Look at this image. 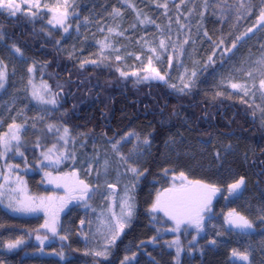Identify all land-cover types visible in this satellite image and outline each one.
Wrapping results in <instances>:
<instances>
[{"label":"rangeland","instance_id":"1","mask_svg":"<svg viewBox=\"0 0 264 264\" xmlns=\"http://www.w3.org/2000/svg\"><path fill=\"white\" fill-rule=\"evenodd\" d=\"M155 1L165 3L167 0ZM38 2L40 6L33 7L36 0H13L14 6H20L16 14L35 20L45 12L46 25L62 31V34L67 33L72 0ZM53 8H58V11H51ZM0 12L10 13L5 9H0ZM261 13H255L254 24L242 32L240 40L255 30L258 36L264 33V28H259L264 27ZM61 14H65L63 23H57ZM188 16L185 10L172 14L171 28H165L153 40L141 38L135 43L125 41L116 44L117 48L112 47L115 51L123 49L126 72L140 82L166 81L175 92L193 86L201 67L192 52L184 49L190 39L185 28ZM74 26L77 38L81 43L84 41L86 46L75 49L62 45L60 51L77 58L80 63L96 58L100 49L87 46L95 41V31L90 22L81 18L75 21ZM261 60V57L254 58L256 65ZM152 68L164 76V80L154 78ZM0 72L4 74L0 80V84H3L0 88V223L14 220L49 235L34 236L27 253L33 257H28L23 264H39L38 257L60 262L68 260L59 241L51 239L54 236L83 254L91 253L97 258L108 259L112 244L121 237L135 215L136 185L151 149L147 131L130 129L114 140L102 137L86 139L81 130H71L48 119L57 107L54 94L38 78L36 66L21 52L6 49L0 44ZM260 87L261 84L257 92L250 94V99L255 103L256 98L261 100L257 106V120L264 128V88ZM13 136L18 139H13ZM236 143L215 138L209 144H202L187 135H173L165 141L158 165L164 173H184L189 182L200 181L218 188L222 180L223 190L211 195L208 205L211 209L206 208L199 213V217L201 214L203 218L199 223L202 222L201 228L206 237L203 243L211 242L212 245L227 248L228 243L234 240L236 244L245 245V251L239 246L234 250L246 254L248 260H243L239 255L232 256L233 264H252L249 257L255 251L251 244L264 240V215L257 208L259 196L249 176L245 190L236 191L241 193L239 198L228 199L229 185L236 182L240 170H246L244 157L247 154L240 153L241 148ZM133 168L136 172L131 171ZM204 173L211 175V179L207 175V182L197 179ZM77 180L87 185L85 201ZM192 186L199 188L194 183ZM110 187L116 188V191ZM153 191L155 203L160 194L156 189ZM237 193H231L230 197ZM165 195L161 197L162 200ZM200 195L206 197L209 193L201 191ZM129 211L131 216L128 215ZM152 211L150 209V214ZM233 211L241 213L253 227L242 230L228 224L227 218ZM158 212L157 209L152 215L153 223H157L155 241L144 242L149 247L141 242H127L122 247L118 264H144L149 260L162 264L159 259L169 260V264H179L183 254L191 257L200 251L197 238L202 232L193 230V227L197 228L193 220L196 215L191 217L193 225L189 223L187 226L185 219L177 227L175 221ZM170 221L173 224H169ZM46 222L49 227L45 226ZM53 224L55 233L50 230ZM229 227L235 231L229 230ZM240 232L255 234L239 236ZM17 240L22 242L10 248L9 245ZM25 240L26 236L19 233L0 237V264H14L7 259V254L22 247ZM137 247L140 249L137 250ZM149 248L151 251L148 253Z\"/></svg>","mask_w":264,"mask_h":264},{"label":"trees","instance_id":"2","mask_svg":"<svg viewBox=\"0 0 264 264\" xmlns=\"http://www.w3.org/2000/svg\"><path fill=\"white\" fill-rule=\"evenodd\" d=\"M179 10L189 14L185 28L190 39L184 49L192 52L201 67L195 84L175 92L166 81H137L125 70L123 49L115 51L112 47L141 38L153 40L165 28H171V15ZM257 11L264 12V0H72L70 28L65 34L46 25L45 12L35 20L0 12V44L9 50L20 49L54 94L57 107L48 119L71 130H81L89 140H114L130 129L146 130L151 146L146 168L136 185L135 215L112 244L110 257L104 260L91 253L83 254L64 240L50 236L59 241L68 260L38 257L39 264H118L127 242L145 246L146 241L154 242L157 225L153 223V211L150 214L153 190L157 185L160 191L171 185V174L164 173L158 163L165 141L173 135H187L202 144L215 138L237 141L240 153L247 154L246 170H240L237 177H243L245 183L248 176L252 183L256 180L257 208L264 215V128L257 120L261 100L256 98L255 103L250 99L264 80V33L258 36L255 30L239 39L254 24ZM81 18H86L95 31L94 43L87 46L100 49L96 58L82 63L60 51L62 45L75 49L86 46L77 38L74 26ZM256 57L262 58L257 65ZM233 84L241 87L233 88ZM207 175L197 179L207 182ZM221 181L218 187L224 188ZM199 225L201 228L202 222ZM193 230L198 232L197 228ZM9 233L26 236L22 247L7 254L14 264L33 257L27 253L34 236H49L18 221L0 223V237ZM233 241L228 243L230 250L215 244L200 248L191 257L183 254L179 264H233V250L237 246L242 251L246 249ZM251 245L255 251L250 256L251 263L264 264V240ZM159 261L169 264L166 259Z\"/></svg>","mask_w":264,"mask_h":264},{"label":"snow or ice","instance_id":"3","mask_svg":"<svg viewBox=\"0 0 264 264\" xmlns=\"http://www.w3.org/2000/svg\"><path fill=\"white\" fill-rule=\"evenodd\" d=\"M27 2V0H26ZM33 7H39V2L36 0V3L32 5ZM164 7H167V5H163ZM46 7V5H45ZM0 9H5L10 12L11 15H15L16 12L20 11V6L13 4V0H0ZM53 12H57L58 8L51 9ZM65 14H61V17L57 19V23H63V16ZM261 20H264V12L261 13L260 16ZM51 23V21H49ZM67 31V29H65ZM161 46H163V41L161 42ZM17 52L20 51V49H16ZM119 59V57H117ZM31 71V69H29ZM151 71L155 73L154 78H159L160 80H164V76L160 75L159 72L156 71L155 68H152ZM124 75V73H122ZM4 78V74L0 72V80ZM148 77H145L147 79ZM261 87L264 88V80H261ZM3 87V84H0V88ZM185 87H188V85H185ZM233 88L241 87L240 85L233 84ZM182 91V89H181ZM35 95V93H34ZM65 132H67V129H65ZM13 139H18V137L13 136ZM147 142V141H145ZM131 171L136 172V169L133 168ZM180 178H182V182L179 186L174 185L172 188L165 190V197L162 200L161 196H157L156 202L153 204L152 209L153 211L157 209H161L165 211V214L168 215L171 219H173L177 227L181 223L184 222L185 218H188L191 221V213L195 211L197 219L195 220L197 227H199V213L203 211L211 202V195H214L219 189H217L214 185H207L202 184L200 181L195 182H188V185H185L183 183L184 179V173H180ZM83 184V182H80ZM193 183L195 185H198L199 188L193 187ZM244 184V178L241 177L238 181H236L233 184L229 185L230 192L234 193L238 191L241 186ZM85 192L87 191V185H84ZM201 191H207L209 193L208 196L204 197L200 195ZM129 216L132 215L131 211L128 213ZM83 223V222H82ZM227 223L245 230L250 229L253 227L252 223L243 215H240L239 213H229V217L227 218ZM46 227H49V225L45 224ZM50 230L55 233L56 229L54 224L50 227ZM39 239V237H38ZM22 241L17 240L15 244H10L9 247H15L16 245L20 244ZM97 255H102L103 253H96ZM233 256H241L243 260H248V256L246 254L237 253L236 250H233Z\"/></svg>","mask_w":264,"mask_h":264},{"label":"flooded vegetation","instance_id":"4","mask_svg":"<svg viewBox=\"0 0 264 264\" xmlns=\"http://www.w3.org/2000/svg\"><path fill=\"white\" fill-rule=\"evenodd\" d=\"M255 143H257L256 141H255ZM257 148H258V146H256L254 149V151L256 152V150H257ZM145 168H146V163H144V166H143V169H142V172L145 170ZM240 178H238L237 177V179H236V181H238ZM171 185H170V187L169 188H172L174 185H176V186H179L180 184H181V182H182V178H180V174H171ZM188 180L187 179H185V177H184V179H183V183L185 184V185H188ZM245 182V181H244ZM77 185L80 187V190H81V192L82 193H84L83 194V198H84V200L83 201H85V199L87 198V191L85 192L83 189H84V185L83 184H81L80 183V181L78 180V182H77ZM253 187L258 191V189H259V187H258V185H257V182H256V180H254L253 181ZM169 188H167V189H169ZM245 188H246V183H244L242 186H241V189L242 190H245ZM156 191H157V193L158 194H160V196L162 197L164 194H166L165 193V190H163V191H160V186H156ZM217 189H219L220 191L223 189L222 187H218ZM204 194V193H203ZM202 194V195H203ZM241 195V193H237L234 197H229V194H228V198L229 199H234V198H239V196ZM207 208L210 210L211 209V207L210 206H207ZM206 209V208H205ZM204 209V210H205ZM159 210V212H158V214L159 213H162V214H164V216L166 217V218H168L169 220H173V219H171L168 215H166L165 214V211H163V210H161V209H158ZM1 211V210H0ZM233 213H237V212H235V211H233ZM152 215H153V213H152ZM195 215H196V213H195V211H193L192 213H191V217L192 216H194L195 217ZM241 215V214H240ZM160 216V215H159ZM200 218L201 219H203L202 218V215L200 214V217H199V220H200ZM186 219V224L187 225H189V223L190 224H192L193 225V223H194V221L196 220V217L192 220V221H190L188 218H185ZM174 221V220H173ZM169 224H173V222L172 221H170L169 222ZM197 230H198V233H199V230L200 231H202V229L201 228H199V227H197ZM229 230H233V231H235L234 229H232V228H230L229 227ZM255 233H250V232H248V233H242L241 235H243V236H251V235H254ZM204 239H206V237H205V234L204 233H202L198 238H197V243H198V246H199V248H201V250L204 248V247H206V246H212V244H211V242H209L208 244H204L203 242H204Z\"/></svg>","mask_w":264,"mask_h":264},{"label":"water","instance_id":"5","mask_svg":"<svg viewBox=\"0 0 264 264\" xmlns=\"http://www.w3.org/2000/svg\"><path fill=\"white\" fill-rule=\"evenodd\" d=\"M114 191H116V188H112ZM241 190V188L238 190V192ZM235 193H237V192H235Z\"/></svg>","mask_w":264,"mask_h":264}]
</instances>
